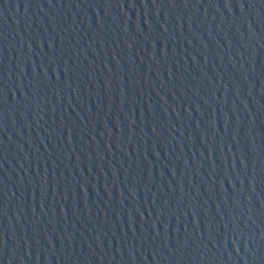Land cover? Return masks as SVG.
Instances as JSON below:
<instances>
[{
    "label": "water",
    "instance_id": "1",
    "mask_svg": "<svg viewBox=\"0 0 264 264\" xmlns=\"http://www.w3.org/2000/svg\"><path fill=\"white\" fill-rule=\"evenodd\" d=\"M0 264H264V0H0Z\"/></svg>",
    "mask_w": 264,
    "mask_h": 264
}]
</instances>
